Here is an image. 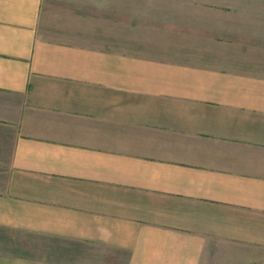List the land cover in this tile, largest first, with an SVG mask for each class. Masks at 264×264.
<instances>
[{
	"label": "crops",
	"instance_id": "0c3cea01",
	"mask_svg": "<svg viewBox=\"0 0 264 264\" xmlns=\"http://www.w3.org/2000/svg\"><path fill=\"white\" fill-rule=\"evenodd\" d=\"M218 241L264 248V0H0V264Z\"/></svg>",
	"mask_w": 264,
	"mask_h": 264
},
{
	"label": "rangeland",
	"instance_id": "374dc122",
	"mask_svg": "<svg viewBox=\"0 0 264 264\" xmlns=\"http://www.w3.org/2000/svg\"><path fill=\"white\" fill-rule=\"evenodd\" d=\"M207 253V264H264V248L249 244L218 241Z\"/></svg>",
	"mask_w": 264,
	"mask_h": 264
}]
</instances>
